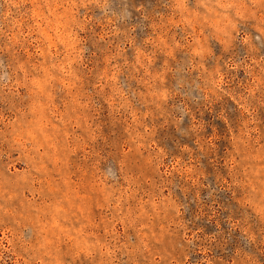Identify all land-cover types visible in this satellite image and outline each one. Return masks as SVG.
<instances>
[{
  "label": "rangeland",
  "instance_id": "374dc122",
  "mask_svg": "<svg viewBox=\"0 0 264 264\" xmlns=\"http://www.w3.org/2000/svg\"><path fill=\"white\" fill-rule=\"evenodd\" d=\"M0 264H264V0H0Z\"/></svg>",
  "mask_w": 264,
  "mask_h": 264
}]
</instances>
